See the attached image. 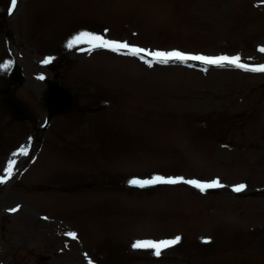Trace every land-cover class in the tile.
<instances>
[{
	"label": "rangeland",
	"instance_id": "obj_1",
	"mask_svg": "<svg viewBox=\"0 0 264 264\" xmlns=\"http://www.w3.org/2000/svg\"><path fill=\"white\" fill-rule=\"evenodd\" d=\"M6 3L0 0V62L11 58L9 41L25 77L59 81L76 104L43 125L47 86L35 76V84L16 88L32 119H11L0 104V172L18 161L16 177L0 185V264H70L71 253L82 264L83 255L141 264L149 250L131 245L146 236L181 240L145 264H264V73L198 63L149 68L108 50L65 46L89 31L152 50L264 64V0H18L11 16ZM25 144L29 157L19 160L13 153ZM154 173L219 178L226 187L204 195L187 184L127 186ZM235 182L247 189L233 192ZM15 203L20 209L8 214ZM68 227L76 239L63 234Z\"/></svg>",
	"mask_w": 264,
	"mask_h": 264
},
{
	"label": "snow or ice",
	"instance_id": "obj_2",
	"mask_svg": "<svg viewBox=\"0 0 264 264\" xmlns=\"http://www.w3.org/2000/svg\"><path fill=\"white\" fill-rule=\"evenodd\" d=\"M18 7V0H10V6L8 8L9 16L14 14V11ZM107 31V30H106ZM66 48L77 49L80 52L91 53L96 50H108L112 53H119L124 56L134 57L140 59L144 64L149 68L156 65H169V64H181L187 65L188 67H194L195 64L219 67L223 68L225 66L234 67L239 70L246 72H259L264 73V64L260 65H249L242 61L240 55H215L209 56L204 54H192L186 53L178 49L172 50H149L142 48L136 45H131L127 41L111 40L106 37L104 34H96L89 31H81L75 34L71 39L66 42ZM86 46V47H81ZM261 53H264V47L258 49ZM54 58L48 57L45 58L42 63L47 65L53 61ZM13 62L4 61L0 62V72L7 71L11 69ZM209 68L205 67L202 71H208ZM40 79H43L41 76ZM31 139V138H30ZM29 157V149L23 147L19 150L18 153H13V156ZM16 159H9L0 172V185H5L10 179L14 176V169L17 165ZM130 184L144 188L150 185H178V184H187L191 185L193 188L198 189L200 192H205L209 189H217L226 187L219 178H215L211 181H198L195 179L188 180L180 177H163L156 175L150 179L140 180L132 179ZM246 185L241 183L238 185L231 186V190L235 193H241L245 191ZM17 208L9 209L10 213L17 212ZM72 239L77 238V234L74 232H68L65 234ZM181 240V237L176 236L175 238L165 239L161 241H152V240H143L135 241L132 243L131 247L136 250H152V254L156 257H160L164 250L170 249L177 245ZM204 242H209L207 239Z\"/></svg>",
	"mask_w": 264,
	"mask_h": 264
},
{
	"label": "bare ground",
	"instance_id": "obj_3",
	"mask_svg": "<svg viewBox=\"0 0 264 264\" xmlns=\"http://www.w3.org/2000/svg\"><path fill=\"white\" fill-rule=\"evenodd\" d=\"M31 78V77H30ZM30 78H28V80H27V82H29V84H35L34 83V81L32 80V79H30ZM22 159H24V157H19V160H22ZM29 221V220H28ZM32 221H34V220H32ZM29 222H31V221H29ZM37 223V222H36ZM33 236L35 237L36 236V234L35 233H33ZM68 261H72V262H75L76 264H81V262L76 258V256H75V254L74 253H71L70 254V256H69V258H68Z\"/></svg>",
	"mask_w": 264,
	"mask_h": 264
}]
</instances>
